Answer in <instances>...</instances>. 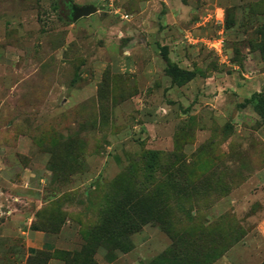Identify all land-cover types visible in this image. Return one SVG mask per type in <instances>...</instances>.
<instances>
[{
  "label": "rangeland",
  "instance_id": "374dc122",
  "mask_svg": "<svg viewBox=\"0 0 264 264\" xmlns=\"http://www.w3.org/2000/svg\"><path fill=\"white\" fill-rule=\"evenodd\" d=\"M254 95L264 0H0V264H264Z\"/></svg>",
  "mask_w": 264,
  "mask_h": 264
},
{
  "label": "trees",
  "instance_id": "16d2710c",
  "mask_svg": "<svg viewBox=\"0 0 264 264\" xmlns=\"http://www.w3.org/2000/svg\"><path fill=\"white\" fill-rule=\"evenodd\" d=\"M162 57L166 60L165 50L162 49ZM166 74L171 78L172 82L178 86H181L192 79V75L189 72L181 71L177 67L167 64L165 69ZM247 103L252 104L254 111L264 118V98L260 95H254ZM243 106V105H242Z\"/></svg>",
  "mask_w": 264,
  "mask_h": 264
},
{
  "label": "water",
  "instance_id": "95a60500",
  "mask_svg": "<svg viewBox=\"0 0 264 264\" xmlns=\"http://www.w3.org/2000/svg\"><path fill=\"white\" fill-rule=\"evenodd\" d=\"M94 12H95V9H93L92 7H84L82 9L73 8L72 13H71V19L72 21L75 22L79 19L90 16Z\"/></svg>",
  "mask_w": 264,
  "mask_h": 264
}]
</instances>
